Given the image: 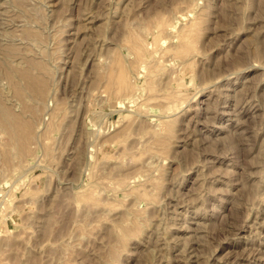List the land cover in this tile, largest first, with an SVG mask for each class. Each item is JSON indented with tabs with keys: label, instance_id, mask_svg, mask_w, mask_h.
Segmentation results:
<instances>
[{
	"label": "rangeland",
	"instance_id": "374dc122",
	"mask_svg": "<svg viewBox=\"0 0 264 264\" xmlns=\"http://www.w3.org/2000/svg\"><path fill=\"white\" fill-rule=\"evenodd\" d=\"M0 66V264H264V0H0Z\"/></svg>",
	"mask_w": 264,
	"mask_h": 264
},
{
	"label": "bare ground",
	"instance_id": "6f19581e",
	"mask_svg": "<svg viewBox=\"0 0 264 264\" xmlns=\"http://www.w3.org/2000/svg\"><path fill=\"white\" fill-rule=\"evenodd\" d=\"M5 2V1H4ZM11 11V10H10ZM4 13V12H3ZM2 14V13H1ZM3 16V15H2ZM4 19V18H3ZM3 27V26H2ZM165 30H167V29H165ZM6 37V36H5ZM6 39V38H5ZM11 40V39H10ZM23 42H24V40H23ZM33 43V42H32ZM112 55H113V53H112ZM9 57V56H8ZM116 57V56H115ZM119 57V56H118ZM109 58V57H108ZM112 59V58H111ZM114 59V58H113ZM2 61V60H1ZM8 61V60H7ZM9 61H10V59H9ZM29 61V60H28ZM111 61V60H110ZM113 63H111V64H114V66H118V65H120V62H119V60H118V58H115L114 59V61H112ZM3 63H5L4 61H3ZM122 63V62H121ZM14 64V63H13ZM11 65H12V61H11ZM19 65H21L20 63H19ZM19 65H17V63H15V65L14 66H7L6 65V63L3 65V68L5 67V70H7V77L13 82V83H15V82H17L18 84H17V89L19 88V87H21L22 86V82L21 81H18V75H20V74H25L24 73V71H22V69L20 68V66ZM23 65V64H22ZM21 65V66H22ZM2 66V65H1ZM0 66V67H1ZM113 66V65H112ZM121 66V65H120ZM22 67H24V65L22 66ZM108 68V69H107ZM106 69L107 70H110V68L109 67H107ZM114 69V68H113ZM28 70V69H27ZM31 71V70H30ZM114 71H115V69H114ZM125 71V70H124ZM107 72V71H106ZM109 72V71H108ZM124 73V72H123ZM113 74H114V72H113ZM102 75V74H101ZM108 75V74H107ZM6 76V75H5ZM103 76V75H102ZM101 76V77H102ZM109 76V75H108ZM113 76V75H112ZM105 77H107V76H105ZM110 78H111V76H109ZM109 78V79H110ZM98 79H99V77H98ZM109 79H108V81H109ZM121 79V78H120ZM28 80V79H27ZM32 80V79H31ZM112 79H110V82H112L111 81ZM117 79H115V81H116ZM29 81V80H28ZM32 81H35V80H32ZM40 81V80H39ZM99 81V80H98ZM101 81H102V79H101ZM108 81H105V82H107L106 84L107 85H110V83L108 84ZM25 82V81H24ZM114 82V81H113ZM124 82V81H123ZM122 82V83H123ZM27 83V82H26ZM45 83V82H44ZM116 83V82H115ZM122 83H120L121 84V86H127L126 84H122ZM114 85V84H113ZM45 86V85H44ZM119 86V85H118ZM29 87H31V85H29ZM48 87V86H47ZM130 87V86H129ZM13 88H14V86H13ZM28 88V87H27ZM104 88V87H103ZM104 89H106V88H104ZM108 89V88H107ZM120 89V88H119ZM123 89V88H122ZM128 89V88H127ZM126 89V90H127ZM130 89V88H129ZM37 91V90H36ZM41 91V90H40ZM44 91V90H43ZM125 91V90H124ZM24 92H26V91H24ZM46 92H47V90H46ZM46 92H45V95H46ZM102 92V91H101ZM112 92V91H111ZM110 92V93H111ZM118 93V92H117ZM120 93V92H119ZM24 94V93H23ZM31 94V93H30ZM40 94V93H39ZM38 95V94H37ZM115 95V94H114ZM41 96H43V95H41ZM24 96H22V98H23ZM37 97V96H36ZM20 98V97H19ZM28 98H29V96H28ZM24 99V98H23ZM40 99V98H39ZM28 100V99H27ZM9 101V100H8ZM7 100H6V98H4L2 95H0V125L5 129V130H7L8 131V136H9V138H10V141L13 143V144H15V147L18 149V152H19V154L21 155V154H23L24 152H26V143H25V141H26V139H25V137L23 136V135H21L20 134V131L22 130V129H19L20 128V126H21V120H19L16 116H18V115H14L13 114V112L11 111V109H10V107H9V102H8ZM29 101V100H28ZM18 104V103H17ZM19 117V116H18ZM24 117V116H23ZM22 116H21V118H23ZM24 119H25V117H24ZM23 119V120H24ZM29 121V120H28ZM24 122H25V120H24ZM26 124H27V122H26ZM25 124V125H26ZM25 125L23 126V127H25ZM30 127V126H29ZM26 128H28V127H26ZM29 129H31V127L29 128ZM26 130V129H25ZM23 131V130H22ZM25 132V131H24ZM23 133V132H22ZM30 135V134H29ZM31 136L32 135H30V138H31ZM8 138V139H9ZM32 139H33V137H32ZM36 139V138H35ZM33 141V140H32ZM27 142V141H26ZM12 145V144H11ZM13 146V145H12ZM12 150H10V152H11ZM17 152V151H16ZM23 156V155H22ZM21 156V157H22ZM24 158V157H23ZM130 215V214H129ZM122 239V238H121ZM123 240V239H122ZM124 241V240H123ZM121 242V241H120Z\"/></svg>",
	"mask_w": 264,
	"mask_h": 264
}]
</instances>
